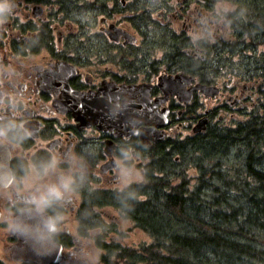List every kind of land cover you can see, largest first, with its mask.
<instances>
[{
    "label": "flooded vegetation",
    "instance_id": "flooded-vegetation-1",
    "mask_svg": "<svg viewBox=\"0 0 264 264\" xmlns=\"http://www.w3.org/2000/svg\"><path fill=\"white\" fill-rule=\"evenodd\" d=\"M230 3L0 0V125L10 129L0 140V166L17 177L0 189V264H86L88 246L108 244L98 218L115 230L109 209L123 216L109 200L142 184L125 177H164L183 161L190 169L199 138L246 110L259 77L232 71L223 59L247 37L234 31L241 22L230 25ZM104 110L113 126L103 123ZM117 110L122 127L115 126ZM203 118L206 130L194 133ZM70 160L73 193L40 212L25 204ZM48 161H59L56 171L37 175ZM24 212L56 219V233L47 235L61 247L57 261L49 247L41 262L16 259L20 240L36 233L15 231L14 218ZM47 235L42 231V243Z\"/></svg>",
    "mask_w": 264,
    "mask_h": 264
},
{
    "label": "trees",
    "instance_id": "trees-1",
    "mask_svg": "<svg viewBox=\"0 0 264 264\" xmlns=\"http://www.w3.org/2000/svg\"><path fill=\"white\" fill-rule=\"evenodd\" d=\"M251 6L248 20L261 18L264 0L263 9ZM240 26L237 34L258 36L264 45V23L256 28L242 21ZM256 71L264 100V64ZM262 100L235 128L211 129L200 137L190 169L183 161L182 172L173 167L164 177H144L142 184L109 200L152 242L132 248L98 243L101 264H264ZM190 170L193 177L187 176Z\"/></svg>",
    "mask_w": 264,
    "mask_h": 264
},
{
    "label": "rangeland",
    "instance_id": "rangeland-1",
    "mask_svg": "<svg viewBox=\"0 0 264 264\" xmlns=\"http://www.w3.org/2000/svg\"><path fill=\"white\" fill-rule=\"evenodd\" d=\"M243 1H237V0H231V3L224 7L225 12L228 14V19L230 20L231 24H236L237 22L245 21V23H251L254 27L257 28V25H260L261 22L264 23V14L262 13L263 20L261 18L257 19H251L248 20V16L251 14L250 6L251 4H254V7L256 8V5L263 9L262 6H259L262 3V0H245ZM251 16V15H250ZM258 17H260L257 14ZM259 37L256 36L255 39L252 37L247 36L244 42L236 43L233 47H230V50L225 52L223 54V59H227L229 62V68L232 71L239 72L240 74L245 73L247 75V72L250 71L251 75H258V68H261L263 66L264 62V45L259 41L257 42L256 39ZM231 52V53H230ZM263 63V64H262ZM255 72V73H254ZM261 80L259 77L258 85L256 86L254 90V94L249 101L248 107L246 110L244 109L242 112L237 113L235 116L226 115L223 119V123L220 126H216L214 124L213 128L214 130H220L223 129H230L235 128L238 123L244 122L247 119V114L249 112V109L251 107H255V105L260 102V100L263 99L262 95L258 92L260 88ZM264 101V100H262ZM190 161V160H188ZM187 163V162H185ZM181 170H177L178 173L182 172L183 170V164L179 166ZM194 172V171H193ZM191 170L188 172V176H190ZM195 174V173H193ZM127 181H134V183H142L143 178L142 177H125ZM178 179L173 181V184L177 183ZM111 212H108L109 214H115L117 216V219L119 221V224H117L115 230H112L111 227L106 226V224H109V219L104 218L100 219L104 225V237H102V241L106 243H116L122 247L132 248V247H139L144 244H150L152 242V237L145 233L144 231L140 230L135 226V224L128 219L123 218L119 215V213L115 209H109ZM69 221H67V226H69ZM71 231H75L76 229V223H74L70 227ZM113 235V236H112ZM91 238H87V241H92V238L95 235V232H93L91 235ZM110 238H113L115 241L110 240ZM89 245V244H88ZM88 255L86 264H101L100 263V255L103 254L102 250H99L97 246L90 245L88 246Z\"/></svg>",
    "mask_w": 264,
    "mask_h": 264
},
{
    "label": "clouds",
    "instance_id": "clouds-1",
    "mask_svg": "<svg viewBox=\"0 0 264 264\" xmlns=\"http://www.w3.org/2000/svg\"><path fill=\"white\" fill-rule=\"evenodd\" d=\"M3 14V6H0V15ZM10 129L4 125H0V140L8 137ZM69 169L57 173L54 182L44 183L30 192L25 199V204L34 208L38 212L50 208L52 205L64 200L67 196L75 191L76 175L73 171L75 162L68 161ZM59 161L53 163L48 161L36 169L37 175L45 176L56 171ZM82 178V177H81ZM17 184L15 173L7 166H0V189H9ZM44 229L48 234H55L57 231L56 219L49 217L44 225Z\"/></svg>",
    "mask_w": 264,
    "mask_h": 264
},
{
    "label": "water",
    "instance_id": "water-1",
    "mask_svg": "<svg viewBox=\"0 0 264 264\" xmlns=\"http://www.w3.org/2000/svg\"><path fill=\"white\" fill-rule=\"evenodd\" d=\"M201 91L206 94L212 96L214 93H216V90H213L214 88L207 87V86H198ZM119 115L115 116V126L116 127H122L124 126L122 122V117L120 114V110H117ZM105 110L103 112L102 116V121L103 123H106L107 121H112L114 120V117H109L104 115ZM108 117V118H107ZM78 118V117H77ZM131 118V117H130ZM206 123H207V118H203L199 120V123L197 126L194 127L193 132L194 133H201L206 130ZM112 126H113V121H112ZM48 219V217L45 214H36V213H29V212H24L21 214H18L14 218V228L16 232H36L35 234L31 235L29 238L32 241H21L17 246V255L16 259L17 260H29L31 262L39 261L40 262L43 260L41 257V249L49 247L51 249L50 254L54 255V261H57L58 259V254L61 250V247L54 243L52 240H50L49 236L47 235L48 239V244L42 243V231H44L43 226H35L36 223H45V221ZM46 231V230H45ZM19 237V236H18ZM32 243V244H31ZM52 255V256H53ZM51 256V257H52ZM51 259V258H50ZM53 260V259H52ZM45 262V261H44Z\"/></svg>",
    "mask_w": 264,
    "mask_h": 264
}]
</instances>
